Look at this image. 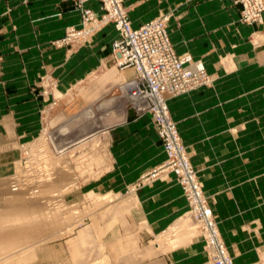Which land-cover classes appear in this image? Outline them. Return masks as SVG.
Here are the masks:
<instances>
[{"label": "crops", "instance_id": "1", "mask_svg": "<svg viewBox=\"0 0 264 264\" xmlns=\"http://www.w3.org/2000/svg\"><path fill=\"white\" fill-rule=\"evenodd\" d=\"M123 5L134 28L167 6L165 0H123ZM85 6L96 16L104 12L98 0H89ZM202 10L216 11L221 17L202 22ZM177 11L187 15L169 18L167 32L174 51L200 60L214 77L211 86L167 100L170 112L176 108L179 134L183 140L184 133L192 131L196 154L202 152L207 159L199 171H256L260 178L264 173V18L263 23L241 22V5L232 0H183ZM189 13L192 19L185 22ZM80 20L70 0H0V185L10 180L21 146L40 136L44 107H54L61 96H71L74 109L84 107V112L87 103L114 93L134 75L132 68L113 64L112 42L118 31L112 23L78 46L54 44L66 27L78 26ZM177 23L192 28L191 34L177 36L172 31ZM93 70L100 74L84 95V77ZM99 133L106 141L107 161L71 197L96 190L114 198L93 214L95 224L86 223L76 238L81 242L97 238L112 264H209L199 236L183 238L169 250L153 243V237L168 231L188 209L172 174L124 194L141 174L166 157L150 115H137L126 105L124 120ZM221 183L216 177L211 186ZM225 183L228 194L239 187H264V178H227ZM213 211L218 215L217 207ZM226 236L233 253L237 244L245 243L244 236ZM236 252L241 264H253L257 254L254 248Z\"/></svg>", "mask_w": 264, "mask_h": 264}, {"label": "rangeland", "instance_id": "2", "mask_svg": "<svg viewBox=\"0 0 264 264\" xmlns=\"http://www.w3.org/2000/svg\"><path fill=\"white\" fill-rule=\"evenodd\" d=\"M169 1L165 0L166 9H158L155 17L167 15L169 18L175 17L176 20L183 14L187 15L186 12L177 11L183 5V0H179L178 3L175 0L173 4ZM188 1L190 0H186ZM168 3L172 5L168 7ZM242 10L241 5L240 21L249 23L243 19ZM201 15L202 22L217 20L221 17L216 11L202 10ZM184 18L185 22L186 19L191 21L192 13ZM191 29L182 28L177 23L172 31L177 36L184 37L185 32L191 34ZM178 55L183 59L186 67H194L197 63L203 65L200 60L192 59L187 52ZM99 74V71L93 70L84 77V95ZM213 83L214 81L183 93L166 95V103L170 97L177 98L199 87L211 86ZM120 84L117 90L114 89L115 94L106 93L101 98L85 105V109L90 107L93 111V115L88 117L89 122L94 118L97 119L95 113L97 105L109 101L113 103L115 99L117 102L120 97H125V93H118ZM71 99L70 96H61L54 107L51 105L50 108L42 109L43 124L40 136L23 144L33 152L40 150L41 154L36 152L34 157L29 159V167L25 169L20 148V157L10 180L0 185V264H112L111 258L106 256L102 251V246L97 244V238L92 239L91 237L88 241L81 242L76 235L86 223L95 224L96 216L93 214L114 196L101 195L96 190H89L81 193L76 199L71 197L80 191L79 186L82 182L95 178L98 174V167L107 161L106 141L103 134L99 133L106 127L77 141V136L81 131L59 139L67 138L70 142V145L61 152L56 150L53 137L52 139L50 137L51 133L61 124L84 109L83 107L76 111ZM125 105H128L127 101ZM169 115L179 133L176 108H173L171 112L169 110ZM186 120H190V117ZM98 124L103 125L100 122ZM184 134L186 139L183 140L179 134L181 142L190 163L196 167L194 169L208 204L210 207L213 206L211 208H218V215H214L218 231L234 264H241V261L236 259L238 254L236 251H242L243 248L255 249L257 254L253 264H264V187L260 185H255L254 188L239 187L229 189V193L226 194L224 186L227 178L237 181L259 180L264 178V173L259 178L256 171L211 173L204 168L199 171L198 166L203 167L207 159L202 152L196 154L192 131ZM12 176H16V182H18L16 187H13ZM216 177L217 182L222 181V183L218 187H213L211 183L213 180L215 182ZM186 212L187 210L185 215H182L168 231L153 237V243L164 250H169L183 238L199 236L207 262L213 264L207 252L203 234ZM221 225L225 226V229ZM92 229L96 232L95 227ZM227 233L238 234L239 238L245 237V243L237 244L238 249H235L236 253L234 252L236 256L227 245Z\"/></svg>", "mask_w": 264, "mask_h": 264}, {"label": "built area", "instance_id": "3", "mask_svg": "<svg viewBox=\"0 0 264 264\" xmlns=\"http://www.w3.org/2000/svg\"><path fill=\"white\" fill-rule=\"evenodd\" d=\"M70 1L80 12V24L66 27L64 35L56 39L54 44L78 46L87 41L100 26L112 23L119 34L112 42L113 63L119 69L132 68L134 71L130 79L120 84V92L125 91L127 104L137 115H150L166 155L160 164L145 171L127 187L125 194H133L140 187L172 174L187 201L186 214L204 236L211 263L234 264L219 234L213 208L207 202L166 103V95L183 93L213 82V75L207 73L201 63L191 68L184 65L169 38L167 15H160L134 28L128 19L123 0H98L104 9L100 16L85 6L89 0ZM233 1L242 5L245 21L263 22L264 0ZM36 152L41 151L33 152L25 145L21 146L23 168L29 167V159ZM16 181V176H12L13 187L18 186Z\"/></svg>", "mask_w": 264, "mask_h": 264}, {"label": "bare ground", "instance_id": "4", "mask_svg": "<svg viewBox=\"0 0 264 264\" xmlns=\"http://www.w3.org/2000/svg\"><path fill=\"white\" fill-rule=\"evenodd\" d=\"M123 97H120L117 102L115 99V102L113 103L110 101L106 103L105 102L100 104L98 103L99 105H97V107L95 108L97 119L94 118L95 119V120L93 119L94 121L93 120L90 122L88 121V117L93 115V111L90 107L85 109L84 112H80L74 115L73 117L69 118L68 120H66L63 124L59 126L57 130L55 129V131L51 133L50 137L51 139L53 137L54 146L56 150L58 152L64 151L70 145V142L67 140V138H64V140H59V139L71 135L74 132H75L74 134H76L78 133L77 131H81L77 136L76 139L77 141L84 137L87 138L91 136L95 132L100 131L101 128L107 127L114 122L116 123L117 121H120L122 119L124 120L126 114L125 102L127 100H126V96L124 98ZM122 98L124 99V101L122 100ZM99 122L102 123L103 125L102 126L99 125L98 124ZM61 133L63 135H61Z\"/></svg>", "mask_w": 264, "mask_h": 264}]
</instances>
